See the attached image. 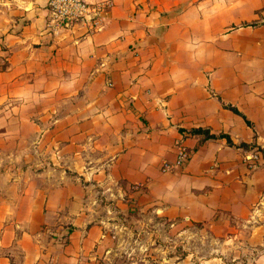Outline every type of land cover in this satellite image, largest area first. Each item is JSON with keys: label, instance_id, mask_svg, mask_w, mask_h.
<instances>
[{"label": "crops", "instance_id": "crops-1", "mask_svg": "<svg viewBox=\"0 0 264 264\" xmlns=\"http://www.w3.org/2000/svg\"><path fill=\"white\" fill-rule=\"evenodd\" d=\"M90 1L94 30L0 0V264H239L264 192L244 161L264 149V0Z\"/></svg>", "mask_w": 264, "mask_h": 264}, {"label": "rangeland", "instance_id": "rangeland-1", "mask_svg": "<svg viewBox=\"0 0 264 264\" xmlns=\"http://www.w3.org/2000/svg\"><path fill=\"white\" fill-rule=\"evenodd\" d=\"M7 52V48L4 46V44H0V69H4L6 66V55L5 53ZM8 100L6 103L11 102V99H6ZM7 126H10V124H7ZM5 126H0V135L5 134ZM8 135V134H7ZM256 153L258 154L257 159L255 160V166L250 168V170L257 169L260 165L264 166V149H255L247 154H245V157L252 154ZM0 158H3L0 154ZM246 165L248 164V160L245 158L244 159ZM11 164V162H7L6 160H0V199L4 200L3 197L7 196L10 192L8 185L6 184L10 179V174L9 171L6 172L5 170L8 168V166ZM21 168V167H20ZM19 170V169H18ZM18 170L16 171L15 167L11 169V173L15 174L17 173L18 179L25 178L24 173H18ZM252 220L251 221H239L238 225L236 226V245L240 244V246H235L236 249L241 250L238 253V251H230L228 256H226L227 259L233 260L236 257V261L239 262V264H250L251 260L255 258L258 254H260L263 249L262 245L260 243L264 242V192L262 193V196L259 197L257 204L253 207L252 211ZM246 224V225H245ZM258 227L257 232H254L251 227ZM186 227V225H184ZM163 228V226H162ZM189 241L195 240L201 242V240L197 239V236L195 235H189L188 236ZM174 240V239H172ZM229 240V239H227ZM181 242V241H180ZM189 242V243H190ZM239 242V243H238ZM241 242V243H240ZM171 244L172 242L169 239L164 240H159L155 239L154 244H160V245H167ZM185 243V241H184ZM255 243H259L258 248H247L245 249L244 247L249 246V245H257ZM183 244V243H182ZM180 247V245H178ZM262 250V251H261ZM235 252V254H234ZM229 257V258H228Z\"/></svg>", "mask_w": 264, "mask_h": 264}, {"label": "built area", "instance_id": "built-area-1", "mask_svg": "<svg viewBox=\"0 0 264 264\" xmlns=\"http://www.w3.org/2000/svg\"><path fill=\"white\" fill-rule=\"evenodd\" d=\"M107 1L93 2L90 0H47L50 21L56 27L70 26L73 23L81 22L88 30H94L100 25V21L105 16ZM190 151L183 145H177L176 159L173 163H164L162 170L175 167H182L187 162ZM258 154L252 153L246 157L249 162L247 166H255ZM133 190L139 189L137 184L132 185Z\"/></svg>", "mask_w": 264, "mask_h": 264}, {"label": "trees", "instance_id": "trees-1", "mask_svg": "<svg viewBox=\"0 0 264 264\" xmlns=\"http://www.w3.org/2000/svg\"><path fill=\"white\" fill-rule=\"evenodd\" d=\"M234 111L237 112V113H239L236 109H234ZM242 116H243V115H242ZM243 118L245 119L244 116H243ZM245 122H246L247 125L249 124V121L246 120V119H245ZM205 135H206L207 137H212V136H214L213 134H209L207 131H206ZM227 139H228V137H227ZM228 141H229V139H228ZM229 142H230V141H229Z\"/></svg>", "mask_w": 264, "mask_h": 264}]
</instances>
